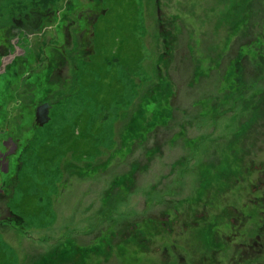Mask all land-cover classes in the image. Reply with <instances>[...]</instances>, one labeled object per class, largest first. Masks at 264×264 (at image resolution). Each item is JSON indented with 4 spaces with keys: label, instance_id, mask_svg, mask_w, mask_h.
Listing matches in <instances>:
<instances>
[{
    "label": "rangeland",
    "instance_id": "374dc122",
    "mask_svg": "<svg viewBox=\"0 0 264 264\" xmlns=\"http://www.w3.org/2000/svg\"><path fill=\"white\" fill-rule=\"evenodd\" d=\"M247 1L132 0L129 6L137 16L130 25V12L116 7L106 14L103 0H0V151L14 154L13 181L0 182L6 191L0 193L2 263L76 264L66 239L78 240L74 235L80 231L121 214L127 216L131 239L117 234L113 250L107 256L88 254L87 264L111 256L124 264H162L159 248L175 238L180 252H190L185 264H216L218 259L264 264V249L240 254L242 242L247 249L257 233L264 236V117L254 123L252 99L238 104L237 90H229L236 84L235 54L228 60L227 53L247 15ZM15 44L25 54L16 55L15 64L2 61ZM213 71V83L206 82ZM200 77L207 80L192 90ZM253 82L245 86L247 96L255 92ZM43 105L48 119L41 122L37 109ZM172 111L179 125L171 128ZM155 126L158 132L150 133ZM174 129L173 140L169 132ZM83 133L96 135L91 156L85 154L95 146L79 140ZM78 141L84 144L77 151L83 159L63 151L62 144L72 149ZM158 143L168 164L175 154L170 148L182 156L174 168L160 167ZM110 155L116 180L115 169L132 175L131 192L112 190L103 180L96 189L97 183L92 189L80 187L82 175L90 180L105 175L98 163ZM145 165L149 169L141 172ZM26 174L31 177L17 186V178ZM144 180L159 182V190L146 187ZM109 192L116 202L106 203ZM144 193L152 196L147 203ZM174 194L179 198L171 203ZM125 196L129 199L118 203ZM142 199L145 207L139 208ZM23 211L22 218L16 216ZM196 211L206 216L196 214L200 223L193 227L190 217ZM167 213L187 226L180 223L167 232ZM144 226L147 254L139 246ZM27 239L38 250L29 252Z\"/></svg>",
    "mask_w": 264,
    "mask_h": 264
},
{
    "label": "flooded vegetation",
    "instance_id": "af4514ba",
    "mask_svg": "<svg viewBox=\"0 0 264 264\" xmlns=\"http://www.w3.org/2000/svg\"><path fill=\"white\" fill-rule=\"evenodd\" d=\"M247 4L243 5L244 8L247 9V12L243 19H242V24L240 26H238V31H237V35L235 36L236 42L238 43V45L233 44L232 42L230 43V48L227 54L228 56V60L230 57V53L233 52L234 50H236V59L235 61H232L233 64H231V69L235 70L234 73V78L235 83H232L231 87L229 88V90L231 89H236L238 92V99L237 102L238 104H242L244 105V102L246 99L250 98L252 99V102H249L250 105H252L251 107V113L253 114L254 118H253V122H257V117H264V0H250L246 2ZM256 9L258 13H260L262 16L260 17V19L258 20L257 24L254 23V28L255 31L250 32V30L246 33V31L249 29L250 27V21L254 18L253 13H252V9ZM253 30V29H252ZM246 34L248 35L246 37ZM251 35H254L253 40L249 43H247L246 41H248V37H250ZM19 37H16V39H18ZM234 39V41H235ZM19 41V40H18ZM24 43V41L22 42V44ZM14 46H16V50L14 52H10V49L13 48H9L7 49L2 57V61L5 60L7 61H11L13 64L16 63V58L17 56L20 55H24V51H23V47L22 45H17L15 44ZM252 55V57L250 58L249 55ZM17 55V56H16ZM221 63H225L222 60L220 61ZM217 73V71H216ZM209 75V74H208ZM230 75V74H229ZM207 80V79H206ZM205 80V81H206ZM251 80H253L254 82L251 84V86L256 87L255 88V92L253 93H248L247 96V88L245 87ZM203 80L200 77L198 83H191V87H196L197 85H203ZM45 104H49L48 102H44ZM48 111V110H47ZM36 109H35V114H36ZM262 126H264V123L261 124ZM260 125V126H261ZM82 136L79 140H85L88 139L91 141V144L93 146H95V142H96V135L95 134H91V133H83ZM149 136V135H148ZM150 137V136H149ZM84 144L81 142H77L73 145H71L73 148L69 149L67 146L68 144H62L63 146V151H70L71 154L74 157L83 159L85 158L84 156H79L77 154V151H79V148L82 147ZM11 146L14 147V143H12L11 140ZM97 149V147L95 146V149H93V151L88 155L85 154L86 156H91L92 153ZM67 153V152H66ZM7 152H3L0 151V182L2 180V183L5 185V182L10 178L13 177L12 176V170H10V164H11V157L14 154H10L9 156L6 155ZM112 155L109 156V161L103 160L100 161L101 166L103 167V172L105 173V175H100L99 173H97L95 176L92 177V180H90V178H87L86 176H81V178L79 177V181H84V180H89L91 183H96L97 178H102L103 177L105 180V184H108L109 187L115 188V187H123V188H127L129 189V193L131 192V180L127 179V177L122 173V171H117L115 169V171L118 173V179L120 180H116L115 178H112L113 173L110 172L111 170H113L114 168H111V157ZM16 160V158L14 159ZM124 163L126 164V162H128V158L127 156H125L124 158ZM91 163V162H89ZM263 162H261L262 164ZM12 167V165H11ZM122 174V175H121ZM111 175V176H109ZM31 177V175H24L22 177H18L17 178V186H24L23 183L25 180L29 179ZM244 177V175H243ZM238 181V179H236ZM9 184L13 181L12 178H10ZM146 183V187L148 186H152L153 188H157L158 189V183L153 182V181H148V180H144ZM240 181V180H239ZM103 182V181H99ZM129 184V187L128 185ZM160 184V183H159ZM234 184V182L232 183ZM189 184L185 183L183 186V190L186 193L187 191V186ZM264 184L261 183L260 186H262ZM2 186V188H0V193L4 191V193H6L5 191V187ZM108 187V188H109ZM33 188V187H30ZM255 188V187H254ZM159 190V189H158ZM258 190L255 188V191ZM111 194L107 195L106 199L107 202L113 201L116 202V199H112L110 197ZM145 195V199L144 201L147 203V198L146 197H152V196H146ZM153 195V193H152ZM179 195V194H178ZM174 194V196L172 198H170L171 203L174 202L177 198H179V196ZM155 197V195H153ZM33 197V196H31ZM129 196H125L124 198H121L120 201L118 203L121 204V201L128 200ZM143 199L140 200V204H139V208L141 207H145V202H143ZM183 199H187V198H183ZM208 200H206L207 202ZM2 202H0L1 205ZM206 204V203H205ZM161 205H164V203L162 204H157L156 206L159 207ZM129 207L126 208H119V211H122L124 209H128ZM172 208V207H171ZM176 209H171L172 211L177 210V207H175ZM263 208V206L261 207ZM89 208L86 210L88 211ZM235 210V209H233ZM236 213H240V215H242V211L237 210ZM196 214H198L199 219L203 218L206 216V212H194L193 216H191V220H190V225L193 227H197L199 225V219L196 217ZM111 215V214H110ZM106 219H101L98 221L97 224H95V226H89L88 230H83L80 231L77 236L74 235L78 240L72 239L71 237H68L66 239V243L69 245L70 250L75 253V258L74 260L76 261V264H87V262L90 261V257H88L87 255L90 253H93L94 255H96V253L101 254L104 253V256H107L114 248L115 245H112L115 242V238H117L118 236H116L117 234H120L121 236H123L125 239H131V237H129L130 234H128L129 230L127 228V221L126 218L127 216H123L121 214H118V218L116 216V214H114L113 216H110ZM175 215V214H174ZM248 217H244L242 218V220L245 222L247 220ZM86 220V219H85ZM88 220H94L90 215L88 217ZM164 221L166 223H163L164 227L167 228V232H172L173 228L175 225L182 223L183 226H187V222L185 220H181L180 217L176 218L175 216H171V214H165L164 216ZM112 230V229H116ZM133 229V227H132ZM144 230H142L140 232V236H139V240H140V248L142 253L149 251V246H148V242H149V235H148V229L146 228V226L143 227ZM88 231V232H87ZM93 234V236L89 237L90 234ZM119 235V236H120ZM111 236V239L108 237ZM255 240L254 243H250L248 244V248L247 249H243L244 247V243L242 242V246L240 247V254L241 256L244 254H247L248 252H256V251H260L261 249H264V241L263 238L264 236L261 235V233H257L255 236ZM96 240H99L100 246L96 243L92 244V242H95ZM76 242V246L74 248V246L72 247L71 244ZM178 241L176 240V238L172 241L171 244L167 245L164 244L162 248H159V251L164 259V262L162 264H174V261L177 262V264H185V260L189 259L187 256V254L189 255L190 252L189 251H179L180 248L178 246ZM126 248V250H130V247H124ZM58 247H53V250L55 251L56 254L58 253ZM223 251V250H222ZM222 251L220 250L219 254L222 253ZM64 252V250H63ZM124 252V251H123ZM215 254V252H213ZM48 254V253H47ZM147 254V253H144ZM218 256H214L212 258V261L214 259H216ZM116 259L120 258H116L111 256L110 258H105V260H103L102 262H100L99 264L103 263V264H124L123 262L120 261H116ZM115 260V261H113ZM56 260H54L53 262L55 263ZM58 261V260H57ZM147 261H145L143 264H146ZM214 262H212L213 264ZM263 263V262H262ZM261 262H259L258 264H262ZM97 264V263H96ZM150 264H159V262L157 260L152 261ZM216 264H222L221 260L218 259L216 261Z\"/></svg>",
    "mask_w": 264,
    "mask_h": 264
},
{
    "label": "trees",
    "instance_id": "16d2710c",
    "mask_svg": "<svg viewBox=\"0 0 264 264\" xmlns=\"http://www.w3.org/2000/svg\"><path fill=\"white\" fill-rule=\"evenodd\" d=\"M104 1V6H105V11H106V14L108 13V12H110V11H112V9H115L116 7H118V8H120L121 10H122V12H130V18H133V21H131V24L130 25H135V23H136V16H137V13L135 12V10L134 9H132V8H130V6H129V4L131 3V1L132 0H125V1H120V0H103ZM131 5V4H130ZM252 9V8H251ZM252 13H253V16H254V18L250 21V27H249V29L246 31V33L250 30V32H251V34H252V32L253 31H255V28H254V23H256L257 24V22H258V20L260 19V17L262 16L260 13H258L257 12V10L256 9H252ZM253 29V30H252ZM248 35L246 34V37H247ZM253 37H254V35H251L250 37H248V41H246L247 43H249V42H251L252 40H253ZM232 43L233 44H236V45H238V43L236 42V39H235V41L234 40H232ZM236 50H234L233 52H231L230 53V56L232 55V56H234V54H235V59H236ZM212 73V74H211ZM210 73V75H208V80L206 81V82H208V81H210L209 79L212 77V76H216V71H213V72H211ZM207 76V75H206ZM213 77V78H214ZM202 80H203V82H205L204 80H206V77H204V78H202ZM210 83H213V81H210ZM203 84V83H202ZM200 88V85H197L196 87L194 86V87H191V89L192 90H197V89H199ZM214 92V91H213ZM173 105V104H172ZM169 121H172V122H169ZM167 124L172 128V126L175 124H178V120H177V114L176 113H174L173 111H172V114H171V117H170V119H168V121H167ZM179 125V124H178ZM160 128V130L162 129V127L160 126L159 127ZM176 128V127H175ZM172 130V129H171ZM154 131H156V132H158V128L155 126L152 130H151V132L150 133H155ZM176 132L177 131H175V129L172 131V132H169V136H170V139H173L174 138V136L176 135ZM174 140V139H173ZM176 141V140H175ZM158 147H157V150H158V157H161L162 158V161H161V166L160 167H162V165H163V163L165 164V165H168L169 166V164H170V166L172 167V168H174L175 166H176V164L178 163V157H182V156H179L178 155V153L174 150V148H170V147H168V148H170L169 149V153H170V155L172 154V153H175L172 157H170V159H169V164H168V161H166L165 159H163V157L165 156L164 155V153H163V151L161 150V144L160 143H158V145H157ZM184 153V149H183V151H182V154ZM181 154V155H182ZM158 157H156V158H158ZM156 158H154V159H156ZM153 159V160H154ZM123 164H125V163H123ZM126 164H128L127 162H126ZM125 164V165H126ZM170 169V171L171 170H173V169ZM149 169V165L148 166H143V168H142V170H141V172H143L144 170H148ZM118 171V170H117ZM137 172V171H136ZM114 174H115V170H114ZM162 174V173H161ZM109 176H111V175H109ZM103 177H105V176H103ZM97 178V181H96V183H97V186L95 187V189L98 187V186H100L101 185V183H99V181L100 180H105L104 178ZM112 178H115V176L113 175L112 176ZM127 179H129V180H131L132 179V175H131V177H127ZM95 183V184H96ZM93 184V183H92ZM131 184V183H130ZM91 185V182L89 181V180H84V181H81L80 182V184H79V186L80 187H84V186H87V187H89ZM128 185V187H129V184H127ZM91 189H92V185H91ZM114 189V188H113ZM93 191V190H92ZM109 194H111L110 192L108 193V195ZM1 202V201H0ZM0 209H1V205H0ZM24 213V211L20 214V213H16V216L17 217H20V218H22L23 217V214ZM28 216H30V215H28ZM11 220H15V218L13 219H11ZM11 220H10V222H11ZM7 222V221H6ZM26 242L28 243V245H29V252H31L33 249H37V247L35 246L36 244H34V242H30L28 239L26 240ZM2 245H0V247H1ZM38 250V249H37ZM46 255V254H45ZM44 255V256H45ZM42 258V257H41ZM40 258V259H41ZM2 255L0 254V264H4V263H2ZM36 262V261H35ZM58 261L56 260L55 261V263L54 262H52V264H56Z\"/></svg>",
    "mask_w": 264,
    "mask_h": 264
},
{
    "label": "water",
    "instance_id": "95a60500",
    "mask_svg": "<svg viewBox=\"0 0 264 264\" xmlns=\"http://www.w3.org/2000/svg\"><path fill=\"white\" fill-rule=\"evenodd\" d=\"M40 111V116L42 115V120L41 122H44L43 118L46 120L48 119V111H47V106L46 105H43V106H40L37 110V112Z\"/></svg>",
    "mask_w": 264,
    "mask_h": 264
}]
</instances>
